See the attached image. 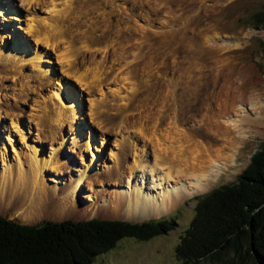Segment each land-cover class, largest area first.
Wrapping results in <instances>:
<instances>
[{
    "label": "rangeland",
    "instance_id": "1",
    "mask_svg": "<svg viewBox=\"0 0 264 264\" xmlns=\"http://www.w3.org/2000/svg\"><path fill=\"white\" fill-rule=\"evenodd\" d=\"M55 2L60 13L52 16L46 12L48 0L30 15L18 0H0V7L7 8L5 14L9 15L0 23V49L17 41L24 53L18 61L3 62L8 68L0 69V175L5 159L15 166L16 151L24 160L28 158V146L21 136L8 132L11 128L7 112L24 114L22 121L33 112L34 121L41 128L31 123L29 142L36 146L39 155L57 161L55 167L48 164L53 171L44 173L45 183L56 186L61 196L59 189L74 184L79 174L84 180L71 204L75 209L71 215L62 217L53 209L49 217L31 219L2 206L0 215L24 224H35L41 219L97 217L141 222L171 218L176 221L175 228L165 235L143 241L123 237L91 264H180L174 249L194 214L196 197L235 181L257 145L264 141V24L253 22L254 13L264 7V0ZM29 16L41 28L56 25L59 43L54 44L55 48L38 53L44 46L24 32ZM57 54L67 61L57 58ZM233 74L235 83L228 87L226 82ZM209 77L216 78L215 90L224 84L226 102L231 95L236 96L232 109L217 118L219 126L214 123V116L206 124L207 110L194 103L174 114L173 91L179 92L185 81L200 83ZM60 83H67V87L57 91L59 97L67 101L75 93L79 109L56 121L55 102L49 94ZM230 89L234 92L230 93ZM26 91L29 94L22 102L20 98ZM167 112L164 122L160 115ZM185 146L219 153L218 170L203 180L195 192L190 193L188 186L193 181L191 175H184L186 170L173 169L170 180L161 187L186 191L167 208L151 210L147 216H128L121 208L113 207L111 201L128 194L135 179L140 180L139 168L153 164V154L181 157L178 153ZM184 162L181 159L180 167ZM162 163L156 165H170L167 161ZM11 171L7 172V180L17 175ZM142 180L146 191L158 194L149 175Z\"/></svg>",
    "mask_w": 264,
    "mask_h": 264
},
{
    "label": "trees",
    "instance_id": "2",
    "mask_svg": "<svg viewBox=\"0 0 264 264\" xmlns=\"http://www.w3.org/2000/svg\"><path fill=\"white\" fill-rule=\"evenodd\" d=\"M253 22L264 24V7ZM174 253L180 264H264V141L235 181L196 197ZM174 219H122L24 224L0 215V264H91L123 238L148 240L175 228Z\"/></svg>",
    "mask_w": 264,
    "mask_h": 264
},
{
    "label": "bare ground",
    "instance_id": "3",
    "mask_svg": "<svg viewBox=\"0 0 264 264\" xmlns=\"http://www.w3.org/2000/svg\"><path fill=\"white\" fill-rule=\"evenodd\" d=\"M18 1L20 2L19 3L20 7L23 6L25 8V10L28 11V13L30 15L31 12L36 9V7H38L40 4H42L46 0H18ZM48 2H49V4H48L49 8L46 11L47 14H50L52 16L59 15L58 13H60L59 12L60 8L57 6V3L55 2V0H48ZM6 4H7V2H6ZM6 4H4V5H6ZM6 10H7V8H4V7L1 8L0 7V23L2 20H6L7 17L9 16V15L5 14ZM47 14H45V15H47ZM10 18L16 19L17 17L16 18L10 17ZM56 18H57V16H56ZM61 21H63V20H61ZM41 22L42 21H40V23ZM49 23H51V22H49ZM40 26L38 25V22L37 23L35 22V19L33 17L29 16L28 22L25 25V31L24 32L26 33V35L33 36L34 42L36 44H40V45L44 46V50H40L38 53L40 54V52H43L45 54L46 49L55 48L54 44L57 45V43H59L58 38L55 35V26L56 25L52 23L51 25H48L49 27L48 26L43 27L44 26L43 25L42 26L43 28H41ZM61 40H63V39H61ZM20 43H17V41L16 42L13 41L11 47L4 48L2 46V48L0 49V64L2 63V65H0V69L8 68L6 65L3 64V62L13 63L14 61H18L20 59V57L24 55V53L18 48V45ZM2 49L6 50V52L2 53ZM56 57L57 58L59 57V59L62 61H67V58L62 56V54H57ZM62 61H61V63H62ZM65 64H67V63H65ZM67 66H69V65H67ZM45 70H47V69H45ZM218 73H220V72H218ZM215 74L217 76V73H215ZM234 74L232 75L233 76L232 78H230L228 81L226 80L228 87H232L235 83ZM212 75H214V74H212ZM216 83H217L216 78H213V79L207 78V79H204V81L200 82V83H191V82L185 81L182 84L184 86H182V88L179 92L173 91L174 106L172 105L171 110L174 112V114H177L187 104L194 103V105L196 107H198L200 109L205 108L207 110L208 115L205 114L204 119L206 120L205 121L206 124L211 123L212 122L211 117L214 116L217 119L218 117L223 115V113L226 112L228 109H232L233 104L236 101L235 100L236 96L231 95L229 97V99L227 97V99L229 101L226 102L227 100H225L224 96H226L225 93L227 94L228 92L223 91L222 87L224 86V84L219 85L218 89L215 90V87L218 86ZM231 84H232V86H230ZM191 85H193V88L196 87V88H194L195 90L192 88L194 91L191 89ZM200 85H202L201 86L202 88L199 89L198 86H200ZM174 86L176 88L175 90H177L176 84ZM65 87H67V83H66V85H64V83H62V84L60 83L49 94V96H51V98L54 99V102H55V107H56L55 108V112H56L55 120L56 121L61 120V118L64 120L66 117L69 116L67 114L74 115V112L77 113L78 109H79L78 108L79 106H76L78 104L75 103V100H74L75 93H74V97L72 95V97H70V99H68V96L65 98L62 96L64 99H66V100L68 99L67 101H63L62 98L59 97L57 91H60V89L64 90ZM232 91L230 89V93L234 92V91L233 92ZM27 93L29 94L28 91L23 93L22 98H20L22 102H24V99H25V96L27 95ZM176 102H178L179 105H177ZM210 103L212 104V106H210ZM33 109H35V108H33ZM46 111H47V109H46ZM210 111H211V114H210ZM168 113L169 112H167V114L162 113L160 115V117H162V120H164V122H166L165 118H167ZM65 114H66V116H65ZM27 115H28V118L25 121H22V118H21V116H25V115L21 114L19 112L8 111L7 115H6L8 118V121H9V126L11 128V129H9V127H8V132L14 131L15 133H18L21 136L25 145L28 146V148H27L28 149V158L27 159L25 158V160H24L23 156L16 151L14 153V155H15V163H14L15 166L14 167H12L13 165H11L9 162H6L7 160L5 159V162L3 163L4 167L2 169V174L0 175V207L2 206V207H7V209H10V210H16L17 213L23 214L24 218H31V219H33V217H41V216L42 217L43 216L49 217V216H51V211L53 209L58 210L57 214H59V216L64 217L66 215H71L75 211L74 206H72L71 204H73L74 199L76 198L78 186L84 180V176L79 174L77 176V179L75 180L74 184L70 183V185L67 188H60L59 190H61V193H62L61 196L57 194L58 188H56V186H53V185L48 186L45 183V179H44L45 174L44 173L53 171V169H51L48 164L51 163V165H52L51 167H55L57 165V161H52L53 162L52 163L51 159H49L48 157H45V156L42 157L41 155H39V153L37 151L38 149L36 148V146L31 145V143L29 142L30 140L28 138H30V136L28 133H30L29 130H31L30 129L31 123L35 124L37 126V128H39V129L41 128L40 127L41 125H39L38 121H34L33 116L35 114L33 112L28 113ZM79 116H74V118H77ZM93 117H95V116H93ZM172 117H173V115H172ZM95 118H93V119H95ZM170 119H174V118H171V115H170ZM169 123H172V122H169ZM214 123L219 126L218 119L214 120ZM168 127H172V125L171 126L168 125ZM146 130H147V128H146ZM24 134H26V136H24ZM145 137H146V135H145ZM149 141H150V139H149ZM31 142L33 144L35 143V141L32 139H31ZM180 151H181V153H178V154L181 155V157L173 156V158L169 157L167 154H166L167 156L162 154V152L161 153L158 152L157 154H153V156H154L153 157V161H154L153 164L147 165V168H146V165L139 168V174H140L139 179L140 180L136 181V179H135V181L133 182V187L131 188V190L128 194L124 193L123 195H119L116 198H114L111 201L113 203V207H115L117 209L121 208L125 212V214L128 216L129 215H131V216L132 215L133 216L134 215H136V216H147L151 213V210L153 212H158L161 208L162 209L167 208L168 205L170 204V202L176 196L183 195L185 193V191H186L185 188L184 189H182V188L181 189H174L173 188L172 190L171 189L169 190L168 188L166 189V187H163V188L161 187L163 185V183H165L166 181L168 183V181L170 180V178H171L170 177L171 176L170 171L171 170L172 171H173V169L178 170V171L186 170L184 175H186V173L191 175L190 178H192L193 181L190 182L188 185L191 189L190 193L193 191L195 192L201 186L203 180H205V179L207 180L209 176H211L213 173H215L218 170L217 161H218L219 153L211 154V153H209V149L208 150L202 149V147L201 148H199V147H197V148H195V147L194 148L193 147L192 148H189V147L186 148V146H185V148L183 147V149H181ZM185 153L188 154V156L187 155L184 156ZM115 155L116 154L113 153V156H115ZM182 155H183V157H182ZM181 159L185 161L184 164H182L183 165L182 167H180ZM159 161L161 163L162 162L164 163L165 161H167V163H170V165H168V166L166 165V167H158L156 164ZM25 166H27V168H28L27 170H25ZM14 168H15V170H14ZM145 168L148 169V173L146 172L147 170H145ZM187 170H189V171H187ZM9 171L17 174L16 177L15 178L12 177V178L7 180V178H9L8 177L9 176L8 174L10 173ZM83 171L84 170H82L81 172H83ZM129 171H130V169H129ZM7 172H8V174H7ZM85 175H87V171H85ZM147 175H149V177H150L151 185L158 188V192H157L158 194L157 195H153V194L149 193V191H146L142 178L146 177ZM82 178H83V180H82ZM180 178H181V176H180ZM50 180L55 181L54 179H50Z\"/></svg>",
    "mask_w": 264,
    "mask_h": 264
}]
</instances>
